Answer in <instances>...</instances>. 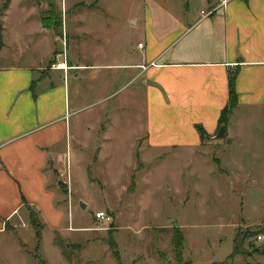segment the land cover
Instances as JSON below:
<instances>
[{
    "label": "crops",
    "instance_id": "1",
    "mask_svg": "<svg viewBox=\"0 0 264 264\" xmlns=\"http://www.w3.org/2000/svg\"><path fill=\"white\" fill-rule=\"evenodd\" d=\"M57 1L63 34L43 24L45 0H10L0 14V233L23 236L31 211L59 228L78 206L76 195L87 204L80 185L91 183L87 171H96L98 157L107 161L102 188L113 185L114 154L85 156L108 104L103 140L120 130L142 150L167 153L199 148L197 126L204 139L215 138L231 74L237 105L224 133L229 144L234 111L264 107V0H229L206 17L201 10L215 0H187L182 13ZM63 59L70 68L53 67ZM129 155L132 169L143 167Z\"/></svg>",
    "mask_w": 264,
    "mask_h": 264
},
{
    "label": "rangeland",
    "instance_id": "2",
    "mask_svg": "<svg viewBox=\"0 0 264 264\" xmlns=\"http://www.w3.org/2000/svg\"><path fill=\"white\" fill-rule=\"evenodd\" d=\"M4 1L0 0V14ZM109 1L112 7L128 5L137 13L156 5L182 13L187 2ZM45 2L50 6L47 4L42 12L44 17L51 8L61 16L57 0ZM48 23L56 34H63L54 28L55 18ZM109 106L98 120V127H91V144H85V156L114 154L112 171L117 174L112 177L113 185L102 188L99 181L105 176L100 167L107 161L98 157L96 171L92 166L87 171L91 183L80 185L79 192L88 199L84 208L80 205L82 198L76 195L78 206L73 210L70 207L66 221L55 229H48L31 211L30 221L22 228L27 230L23 236L16 234L19 229L0 233V264H177L172 245L175 227L183 235V261L264 264V107L243 106L234 111L229 122L231 144L225 136L203 138L195 150L167 153L142 150L120 130L103 140L100 132L107 122ZM86 122L83 115L84 136ZM130 153H137L142 168H131ZM159 154L162 157L154 159ZM120 184L128 191L111 187ZM107 203L115 206H104ZM100 210L111 216L110 224L94 218ZM126 226L137 234L128 236ZM116 252L119 263L114 257Z\"/></svg>",
    "mask_w": 264,
    "mask_h": 264
},
{
    "label": "trees",
    "instance_id": "3",
    "mask_svg": "<svg viewBox=\"0 0 264 264\" xmlns=\"http://www.w3.org/2000/svg\"><path fill=\"white\" fill-rule=\"evenodd\" d=\"M9 1L10 0H5L4 1V5L2 7L3 10L6 9ZM37 1H44V0H37ZM49 6H50V4H49ZM53 10L54 9L51 8V10L48 13L49 14L48 17H44L42 15L43 24L45 26H47V27H50L49 26L50 23H48V22L51 21L52 18H55V20H56L55 24L56 25H54L55 26L54 28H56V29L59 28L60 29L61 28V16L56 14ZM1 33H2V26L0 24V48L3 45ZM229 79H230V81H229V94H230L229 102L221 109V114H220V116L218 118V123H217L218 127H220L221 124H224V125L227 124L228 118L231 115V113L233 111V108L237 105V94L235 93L234 74H231ZM197 128H198V132L200 134V138L203 139V137L206 134V131L201 126H197ZM215 161H216L217 164H219L218 160H215ZM32 215H33V213L30 212V217ZM173 231H174V234H173V239H172V245L174 246L175 261H177V264H192L190 262L182 260V250H183V246H182L183 235H182V233L176 227L173 229ZM114 257H115V259H117V262L119 263V256H118L117 252L114 254Z\"/></svg>",
    "mask_w": 264,
    "mask_h": 264
},
{
    "label": "built area",
    "instance_id": "4",
    "mask_svg": "<svg viewBox=\"0 0 264 264\" xmlns=\"http://www.w3.org/2000/svg\"><path fill=\"white\" fill-rule=\"evenodd\" d=\"M215 6L206 10H201V16L202 17H206L209 16L211 14H213L216 10H218L219 8L223 7L229 0H215ZM142 43L140 42V44H138V47L141 48ZM63 57L65 56L64 54L62 55ZM53 67L56 69H62L64 71H66L68 68H70L67 64L66 61L63 59L61 61H56L55 63H53ZM94 218L98 221L101 222L103 224H110L112 222V218L110 217V215L104 211V210H100V211H96L94 213ZM258 238H261L260 236H258Z\"/></svg>",
    "mask_w": 264,
    "mask_h": 264
},
{
    "label": "water",
    "instance_id": "5",
    "mask_svg": "<svg viewBox=\"0 0 264 264\" xmlns=\"http://www.w3.org/2000/svg\"><path fill=\"white\" fill-rule=\"evenodd\" d=\"M225 130H226V125L221 124V126L218 129V132H217L215 138L218 139V138L223 137L224 133H225ZM80 205H81V207H84L83 203H80Z\"/></svg>",
    "mask_w": 264,
    "mask_h": 264
}]
</instances>
